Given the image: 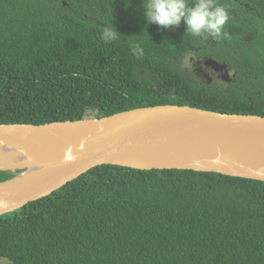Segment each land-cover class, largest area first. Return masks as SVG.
<instances>
[{
  "label": "trees",
  "instance_id": "16d2710c",
  "mask_svg": "<svg viewBox=\"0 0 264 264\" xmlns=\"http://www.w3.org/2000/svg\"><path fill=\"white\" fill-rule=\"evenodd\" d=\"M228 38L148 25L143 0H0V124L162 104L264 116V0H220ZM112 22L119 35L101 38ZM140 44L144 54L131 51ZM207 55L236 70L205 82ZM13 171H0V181ZM11 264H264V181L192 169L92 168L0 215Z\"/></svg>",
  "mask_w": 264,
  "mask_h": 264
},
{
  "label": "water",
  "instance_id": "95a60500",
  "mask_svg": "<svg viewBox=\"0 0 264 264\" xmlns=\"http://www.w3.org/2000/svg\"><path fill=\"white\" fill-rule=\"evenodd\" d=\"M192 169L264 181V116L162 104L104 117L0 124V215L92 168Z\"/></svg>",
  "mask_w": 264,
  "mask_h": 264
},
{
  "label": "clouds",
  "instance_id": "9594fccd",
  "mask_svg": "<svg viewBox=\"0 0 264 264\" xmlns=\"http://www.w3.org/2000/svg\"><path fill=\"white\" fill-rule=\"evenodd\" d=\"M143 9L148 25L171 31L183 22L186 33L195 37L228 38L225 26L230 19L229 10L220 0H143ZM118 35L111 22L104 26L101 38L111 43ZM131 51L137 57L144 54L138 43Z\"/></svg>",
  "mask_w": 264,
  "mask_h": 264
},
{
  "label": "flooded vegetation",
  "instance_id": "af4514ba",
  "mask_svg": "<svg viewBox=\"0 0 264 264\" xmlns=\"http://www.w3.org/2000/svg\"><path fill=\"white\" fill-rule=\"evenodd\" d=\"M192 54L189 55L191 62L192 73H195L199 79L205 82H213L220 79L227 82H232L236 77V70L231 68L228 64L220 60L214 59L207 55Z\"/></svg>",
  "mask_w": 264,
  "mask_h": 264
},
{
  "label": "rangeland",
  "instance_id": "374dc122",
  "mask_svg": "<svg viewBox=\"0 0 264 264\" xmlns=\"http://www.w3.org/2000/svg\"><path fill=\"white\" fill-rule=\"evenodd\" d=\"M186 67L192 68L191 63H187ZM0 264H11V261L8 258H1L0 259Z\"/></svg>",
  "mask_w": 264,
  "mask_h": 264
}]
</instances>
